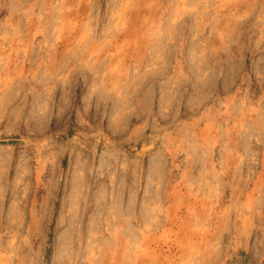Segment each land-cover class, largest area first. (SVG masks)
<instances>
[{
	"label": "rangeland",
	"instance_id": "obj_1",
	"mask_svg": "<svg viewBox=\"0 0 264 264\" xmlns=\"http://www.w3.org/2000/svg\"><path fill=\"white\" fill-rule=\"evenodd\" d=\"M0 264H264V0H0Z\"/></svg>",
	"mask_w": 264,
	"mask_h": 264
}]
</instances>
